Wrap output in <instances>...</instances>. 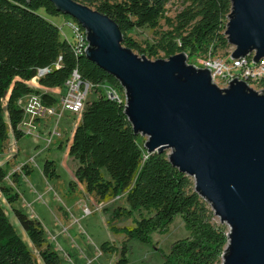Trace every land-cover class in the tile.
Returning <instances> with one entry per match:
<instances>
[{"label": "trees", "instance_id": "16d2710c", "mask_svg": "<svg viewBox=\"0 0 264 264\" xmlns=\"http://www.w3.org/2000/svg\"><path fill=\"white\" fill-rule=\"evenodd\" d=\"M78 1L113 18L124 34V45L150 59L160 58L161 52L169 58L182 51L193 58L229 46L225 31L231 0H184L186 6L173 19L166 18L169 29L145 47L131 34L136 28H159L171 0ZM49 16L71 18L50 0H0V146L10 132L18 141L27 136L20 127L25 115L22 98L35 93L47 105L58 103L57 96L29 85L40 70L48 69L38 77L39 84L47 88L64 87L78 69L96 90L111 85L124 92L113 75L85 54L77 55L73 43L62 37L60 27ZM139 140L125 113V101L100 93L86 103L69 146V155L78 162L69 186L75 190L79 183L84 184L86 192L101 202L112 197L125 199L127 206L114 208L111 221L124 217L134 221L123 227L111 225L112 232L124 238L120 249L104 242L102 252L116 253L114 264H130L129 243L152 244L153 234L167 232L179 215L190 235L176 240L169 252L159 249L163 264H221L228 231L212 223L214 212L195 191L192 177L175 167L166 151L148 153ZM23 171L27 176L32 173L27 165ZM43 173L47 178L60 177L53 160L45 161ZM14 176L18 181V173ZM6 177L0 166V189L8 203L14 204L19 194L5 184ZM13 211L34 249L18 233L0 202V264H42L39 258L43 264H63L48 241L44 224L21 208Z\"/></svg>", "mask_w": 264, "mask_h": 264}, {"label": "water", "instance_id": "95a60500", "mask_svg": "<svg viewBox=\"0 0 264 264\" xmlns=\"http://www.w3.org/2000/svg\"><path fill=\"white\" fill-rule=\"evenodd\" d=\"M30 2V0H27ZM86 31L85 55L125 92V113L148 153L195 181V191L227 223L221 264H264V90L234 78L225 88L185 51L150 59L124 45L119 24L78 0H50ZM225 34L231 58H264V0H231Z\"/></svg>", "mask_w": 264, "mask_h": 264}, {"label": "rangeland", "instance_id": "374dc122", "mask_svg": "<svg viewBox=\"0 0 264 264\" xmlns=\"http://www.w3.org/2000/svg\"><path fill=\"white\" fill-rule=\"evenodd\" d=\"M185 6L184 0H171L166 6V17L161 19L159 28L155 30L148 27L136 28L131 36L143 47L154 44L158 41L160 33L169 29L166 18L173 19ZM49 17L60 25V29L62 27L63 38L72 37V31L65 25V22L74 21L73 18ZM233 49L234 47L230 44L225 47L221 46L216 50L212 49L211 55L204 54L193 58L189 56L188 63L201 67V61L209 57L225 59ZM160 58L167 59L162 52ZM28 83L31 86L34 85L32 81ZM216 83L222 88L227 86L225 80L218 79ZM251 87L262 92L264 83L262 81L253 83ZM100 93L107 96L113 94L123 101L126 100L125 92H120L111 85L99 87L96 93L90 95L89 100L98 97ZM55 96L58 98L55 113L38 119L37 128L32 134L18 141L10 132L9 139L0 146V166H3L7 173L5 184L12 188L13 193L19 194V200L14 204H9L0 189V202L18 233L32 249L34 247L19 224L13 211L14 208H21L32 217L37 213L46 226L49 243L61 255L63 264H114L118 255L102 252L101 245L108 241L110 245H115L120 249L124 236L112 232L110 226L134 225V221L126 217L111 221L114 208L120 205L127 206L125 199L112 197L101 202L96 196L84 192L79 185L75 190L70 188V182L75 180L74 170L78 162L69 155L67 149L72 133L81 117L62 110L59 95L55 94ZM147 138V136L140 135L141 146H144ZM166 152L169 153L170 149ZM46 160L55 161L60 174L58 179L47 178L44 175L43 165ZM25 165L32 170L30 176L23 171ZM15 173L19 175L18 181L14 179ZM80 198L86 200L79 206ZM209 207L212 210L210 204ZM85 208L92 210V213L84 215ZM212 223L229 231L228 224L221 222L220 217L215 214ZM56 229L62 231L59 236H56ZM189 235L190 230L183 218L178 215L167 232L153 234L152 244H144L136 240L129 243L130 264H163L164 259L159 249L169 252L176 240ZM39 260L43 264L40 258Z\"/></svg>", "mask_w": 264, "mask_h": 264}, {"label": "built area", "instance_id": "2783aa9c", "mask_svg": "<svg viewBox=\"0 0 264 264\" xmlns=\"http://www.w3.org/2000/svg\"><path fill=\"white\" fill-rule=\"evenodd\" d=\"M65 25L71 29L73 34L72 37L65 36V38L71 40V43L75 45L77 55L85 54L88 40L86 39L87 34L84 29L72 20H67ZM208 54L211 55L212 51ZM201 67L210 68L214 81L216 82L218 79L225 80L227 86L229 85L230 78H245L248 82L252 83L264 81V64L263 66H254L250 60L247 63H239L238 59L231 58V55L225 59L209 57L201 61ZM47 71L48 69L40 70L38 77L44 75ZM53 93L59 95V104L62 110L81 117L90 95L96 93V87L90 81L84 80L78 69H75L70 78L65 82L64 87L53 89ZM108 96L112 99L121 100L113 94H109ZM20 104L25 110L24 119L20 127L26 135L32 134L37 128L38 119L54 114L56 108V105H47L41 95L35 93L22 98ZM91 213L92 210L89 208L84 209V215Z\"/></svg>", "mask_w": 264, "mask_h": 264}, {"label": "crops", "instance_id": "0c3cea01", "mask_svg": "<svg viewBox=\"0 0 264 264\" xmlns=\"http://www.w3.org/2000/svg\"><path fill=\"white\" fill-rule=\"evenodd\" d=\"M57 24V23H56ZM58 25V24H57ZM59 27H60V25H58ZM33 83H34V85L32 86V87H34V88H36V89H40L41 91H45V92H49V93H51V94H53V95H55L54 93H53V89H55V88H47V87H45V86H42V85H40L39 84V82H38V78H36V79H33V80H31ZM80 120V119H79ZM79 120H78V122H79ZM78 124V123H77ZM77 124H76V126H77ZM74 131H75V129H74ZM74 131H73V133H72V137H73V134H74ZM71 142H72V139H71V141H70V144H71ZM70 144H69V146H70ZM68 153H69V147H68ZM32 174V173H31ZM30 176V175H29ZM75 177V176H74ZM80 187H82V189L84 190V192H86V189H85V185L84 184H81V183H79L78 184ZM79 186H77V187H79ZM76 187V188H77ZM75 188V189H76ZM87 194H89V193H87ZM89 195H92V194H89ZM86 199L85 198H80L79 200H78V204H79V206L82 204V202L83 201H85ZM34 217L35 218H38L39 220H40V218H39V216H37V213L34 215ZM41 222H42V220H40ZM43 223V222H42ZM44 224V223H43ZM45 226V225H44ZM46 227V226H45ZM62 233V231H59L58 229H56V236H59L60 234Z\"/></svg>", "mask_w": 264, "mask_h": 264}, {"label": "bare ground", "instance_id": "6f19581e", "mask_svg": "<svg viewBox=\"0 0 264 264\" xmlns=\"http://www.w3.org/2000/svg\"><path fill=\"white\" fill-rule=\"evenodd\" d=\"M76 21V20H75ZM74 21V22H75ZM77 22V21H76ZM77 24L78 25H80L78 22H77ZM84 29V28H83ZM84 31H85V29H84ZM86 32V31H85ZM74 45V44H73ZM75 46V45H74ZM88 46H86V48H87ZM85 51H86V49H85ZM231 55V54H230ZM253 57H254V55H252V56H248V57H245V58H239L238 59V62L239 63H247L248 62V60H250V62L252 63V64H254V66H263V64H264V58H262L261 60H259L258 62H254V60H253ZM232 79H234V78H230V81L232 80ZM239 80H245V81H247L245 78H238ZM248 82V81H247ZM249 83V85L251 86L253 83L252 82H248Z\"/></svg>", "mask_w": 264, "mask_h": 264}]
</instances>
